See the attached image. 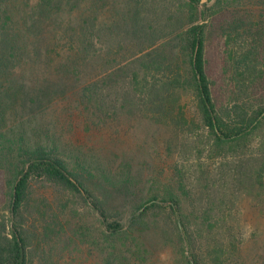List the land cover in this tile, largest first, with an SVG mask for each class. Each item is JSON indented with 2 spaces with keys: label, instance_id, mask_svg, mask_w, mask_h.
I'll return each instance as SVG.
<instances>
[{
  "label": "rangeland",
  "instance_id": "obj_1",
  "mask_svg": "<svg viewBox=\"0 0 264 264\" xmlns=\"http://www.w3.org/2000/svg\"><path fill=\"white\" fill-rule=\"evenodd\" d=\"M215 1L203 4L217 107L260 105L264 81L255 76L264 69L253 67L252 55L264 50L253 37L264 0ZM177 3L51 0L45 10L39 0H16L11 12L26 54L22 70L10 79L19 91L6 105L7 128L15 134L28 127L45 132L59 155L86 171L129 177L131 195L116 200L121 210L152 195L160 200L176 194L202 264H210L213 255L216 264H264V118L246 136L220 142L199 123L190 92L175 93L172 120L156 123L144 116L138 92L128 85L138 58L152 50L157 52L151 56H167L162 42L175 44L182 23L173 15ZM173 54L185 69L183 52L176 47ZM37 78L48 93L31 105L25 90ZM88 84L94 86L85 93ZM6 194L0 186V217L7 216ZM29 202L27 226L38 236L45 229L35 264L112 262L89 206L39 181ZM174 219L167 208L150 213L147 229L134 235L135 245L130 238L116 243L115 264H185L188 246L181 251Z\"/></svg>",
  "mask_w": 264,
  "mask_h": 264
},
{
  "label": "trees",
  "instance_id": "obj_2",
  "mask_svg": "<svg viewBox=\"0 0 264 264\" xmlns=\"http://www.w3.org/2000/svg\"><path fill=\"white\" fill-rule=\"evenodd\" d=\"M15 1L0 0V186L7 189V197L4 198L7 216L0 217V264H35V251L43 243L45 235V229L38 236L34 233L35 229L27 226L31 188L36 181L68 193L89 206L99 220L101 236L110 247L112 262L107 261L106 264H115L119 260L114 254L119 240L123 243L130 238L131 244L135 245L134 235L147 229L149 214L165 211L166 208L175 217L173 230L181 251H184L183 245L188 246L187 256H183L185 264H202L199 254L191 245L193 240L189 231V219L183 214L176 194L167 193L160 200L157 195H152L129 210H121L116 205V200L126 199L131 195L128 191L129 177L117 178L111 174L86 171L78 163L70 164L59 155L55 144L45 140V132H37V129L33 131L28 127L15 134L7 128L4 117L5 109L8 108L6 105L13 102L19 91L10 79L22 70L19 68L20 62L26 54L24 35L11 12ZM39 1L43 9L50 8L51 0ZM177 1L173 15L182 18V23L173 38L175 44H170V41L162 42L163 48L168 49L167 56H151L157 52L152 50L138 58L136 61L139 67L133 70L131 78L127 80L128 85L138 92L139 106L144 116L156 123L172 120L169 117L175 110L173 96L179 90H185L190 92L199 123L216 140L222 142L246 136L264 118V94H260L262 104L255 107L236 103L227 108L217 107L215 81L211 78L207 61L206 37L210 24L206 15L208 9L200 0ZM215 4H221V0H216ZM261 16L262 21L257 23L258 32L253 37L257 39V45L264 46V11ZM213 26L214 22L211 23V27ZM176 47L185 56V69H181L173 60ZM253 53V67L263 70L264 50ZM159 72L163 75L160 78L156 76ZM164 72L167 76H164ZM255 79L264 81V72L256 75ZM37 80L38 78L26 90L22 86L27 103L31 105L46 98L48 93L47 87L43 83L37 84ZM93 86L94 84H88L83 91L90 92ZM209 258L210 264H216L214 255ZM122 262L123 260L116 264H123Z\"/></svg>",
  "mask_w": 264,
  "mask_h": 264
},
{
  "label": "water",
  "instance_id": "obj_3",
  "mask_svg": "<svg viewBox=\"0 0 264 264\" xmlns=\"http://www.w3.org/2000/svg\"><path fill=\"white\" fill-rule=\"evenodd\" d=\"M200 2H201V3H203V2H204V0H200Z\"/></svg>",
  "mask_w": 264,
  "mask_h": 264
}]
</instances>
